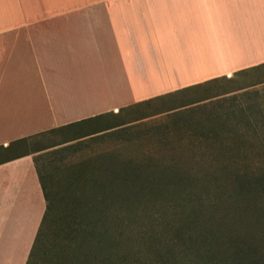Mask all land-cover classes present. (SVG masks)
Returning <instances> with one entry per match:
<instances>
[{
    "label": "crops",
    "instance_id": "0c3cea01",
    "mask_svg": "<svg viewBox=\"0 0 264 264\" xmlns=\"http://www.w3.org/2000/svg\"><path fill=\"white\" fill-rule=\"evenodd\" d=\"M193 89L264 102V0H0V264L46 208L30 140Z\"/></svg>",
    "mask_w": 264,
    "mask_h": 264
},
{
    "label": "rangeland",
    "instance_id": "374dc122",
    "mask_svg": "<svg viewBox=\"0 0 264 264\" xmlns=\"http://www.w3.org/2000/svg\"><path fill=\"white\" fill-rule=\"evenodd\" d=\"M211 93L30 140L53 213L35 264H227L247 245L264 254V102L200 100Z\"/></svg>",
    "mask_w": 264,
    "mask_h": 264
},
{
    "label": "trees",
    "instance_id": "16d2710c",
    "mask_svg": "<svg viewBox=\"0 0 264 264\" xmlns=\"http://www.w3.org/2000/svg\"><path fill=\"white\" fill-rule=\"evenodd\" d=\"M61 131V130H60ZM50 132H55V130H49L47 131V133ZM46 133H43L42 135H44ZM138 170V169H137ZM41 181L43 183L42 180V175H41ZM43 189H44V194H45V199H46V208H45V212L41 221V224L39 226V229L37 231V235L35 237V241L33 243V246L31 248L30 254H29V259L27 260L26 264H35V259L33 258L34 253L37 250V246L38 243H40L41 238L46 234V232L49 230V222L51 221V218L53 216L52 211L50 210V204H51V200H49V198L47 197V193L45 190V186L43 184ZM75 223L77 225V227L75 228V231L78 233V237H83L85 236V234H82V232L84 231V227L79 226L81 228V230L79 229L78 225H79V221L75 220ZM88 232V230H87ZM92 230L88 233V234H92ZM96 233V231L94 232ZM184 233H186V231L177 229L176 230V234L178 236H182L184 235ZM179 238V237H178ZM194 245L196 247H199L198 250H201L205 245L203 244H196L194 243ZM189 248L191 246H188ZM189 248H186L185 250L183 249L184 252L190 251ZM191 253V252H190ZM233 255L235 256V259H232L230 261L225 260V262L227 264H264V254L260 251H258V249H256L254 246L252 245H247V246H235V249L232 251ZM223 263H225L224 261H222Z\"/></svg>",
    "mask_w": 264,
    "mask_h": 264
}]
</instances>
